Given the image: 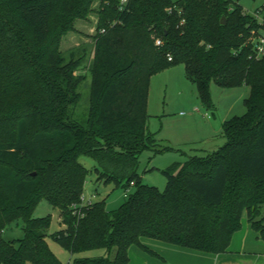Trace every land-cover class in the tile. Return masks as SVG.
Here are the masks:
<instances>
[{
	"label": "trees",
	"instance_id": "16d2710c",
	"mask_svg": "<svg viewBox=\"0 0 264 264\" xmlns=\"http://www.w3.org/2000/svg\"><path fill=\"white\" fill-rule=\"evenodd\" d=\"M94 1L0 0V264H63L48 234L72 255L105 250L74 264H128L133 244L153 253L143 237L223 253L244 215L264 241V25L232 0H99L93 50L64 54L62 36ZM178 63L207 106L212 81L249 94L245 112L222 123L225 143L162 169L159 190L138 173L141 151L158 144L146 127L149 80ZM82 156L98 181L134 187L122 205L81 203ZM42 198L59 209L61 230L48 232L50 214L32 215ZM18 220L23 236L6 239Z\"/></svg>",
	"mask_w": 264,
	"mask_h": 264
},
{
	"label": "rangeland",
	"instance_id": "374dc122",
	"mask_svg": "<svg viewBox=\"0 0 264 264\" xmlns=\"http://www.w3.org/2000/svg\"><path fill=\"white\" fill-rule=\"evenodd\" d=\"M232 1L239 3L249 14L260 10L259 18L264 15V0ZM99 3V0H95L93 3L95 11L86 19L74 20V28L62 36L60 49L64 54L75 47H85L89 52L93 50V35L98 19L96 11ZM90 65L91 59L86 60L81 72L86 73ZM89 83L90 76L88 74L87 79L80 87L83 101L87 99ZM248 94L249 87L246 85L221 87L212 81L210 104L207 106L201 102L195 84L186 78L183 64L178 63L154 72L149 80L146 127L154 135L158 144L141 151L139 155L138 173L142 182L163 190L166 185V177L161 172L162 169L175 162L186 161L190 156H206L220 148L226 140L222 131L223 121L245 112L244 99ZM160 148L162 151H156ZM79 161L89 170L80 199L81 203L89 204V202L104 200L105 209L113 210L122 205L125 192L133 191V186L126 191L111 182L105 184L103 181H98L94 173L96 163L91 157L82 156ZM47 214L51 215L49 233L61 230L66 226L62 223L59 209L54 208L42 198L34 207L32 215L42 217ZM247 225L250 232L245 236ZM23 233L22 222L18 220L9 225L8 229L4 231V236L6 239L21 238ZM232 238V241H237L238 244L240 241L246 243L245 247L249 253L242 256L237 251L238 249L229 247L228 254L233 255L229 259L236 261L237 264H264V241L257 238L256 232L248 224L245 215L241 219V227L233 233ZM147 240L148 238L143 237L140 242L147 244L149 243ZM46 242L63 264H74L75 257L98 256L105 251L98 247L72 255L49 234L46 236ZM131 247L135 249L133 250L135 253H143L148 259L156 258L153 253L138 244H133Z\"/></svg>",
	"mask_w": 264,
	"mask_h": 264
},
{
	"label": "crops",
	"instance_id": "0c3cea01",
	"mask_svg": "<svg viewBox=\"0 0 264 264\" xmlns=\"http://www.w3.org/2000/svg\"><path fill=\"white\" fill-rule=\"evenodd\" d=\"M246 228L247 229L245 230V236H247L250 232L248 225L246 226ZM232 240L233 238L230 241L229 247L238 249L237 251H239L242 256H245V254L248 252V249L245 247L246 243L240 241V243L238 244L237 241L235 242ZM147 241L149 243L142 245L146 246V248L154 253V255L156 256V258H154L155 260L148 259L147 256L143 253H135V251H133L135 249H132V247L130 246L128 248V264L132 262L134 264H237L236 261L229 259L233 256L231 254H228V252H230L228 251L229 248L226 252L214 254L177 246L167 242L163 243L164 241L156 240L153 238H148ZM232 242L235 243L233 244Z\"/></svg>",
	"mask_w": 264,
	"mask_h": 264
},
{
	"label": "built area",
	"instance_id": "2783aa9c",
	"mask_svg": "<svg viewBox=\"0 0 264 264\" xmlns=\"http://www.w3.org/2000/svg\"><path fill=\"white\" fill-rule=\"evenodd\" d=\"M128 0H119V5H124L126 2H127ZM169 11H171L172 10V8L170 7L169 9H168ZM259 14H260V10H257L254 14H253V16L256 18V19H258V21L260 22V23H262L263 25H264V15L262 16V17H260L259 18ZM103 31V30H102ZM263 33H264V31H263ZM155 44L156 45H160L161 44V42H160V40L159 39H156L155 40ZM264 53V36L263 35H258V37H257V46H256V55L257 56H260V55H262ZM168 60H171V57L170 56H168ZM132 184V183H131ZM127 191V190H126ZM127 195V193L125 192V196ZM83 198V197H82Z\"/></svg>",
	"mask_w": 264,
	"mask_h": 264
},
{
	"label": "water",
	"instance_id": "95a60500",
	"mask_svg": "<svg viewBox=\"0 0 264 264\" xmlns=\"http://www.w3.org/2000/svg\"><path fill=\"white\" fill-rule=\"evenodd\" d=\"M225 22V20H224V18H222V23H224Z\"/></svg>",
	"mask_w": 264,
	"mask_h": 264
}]
</instances>
